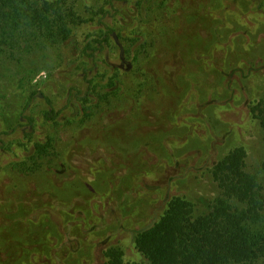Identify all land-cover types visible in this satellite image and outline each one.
<instances>
[{
    "label": "rangeland",
    "instance_id": "rangeland-1",
    "mask_svg": "<svg viewBox=\"0 0 264 264\" xmlns=\"http://www.w3.org/2000/svg\"><path fill=\"white\" fill-rule=\"evenodd\" d=\"M68 4L70 34L47 50L27 47L22 4L0 25L11 37L0 53V253L10 248L12 264H106L119 245L140 263L135 233L173 194L204 207L209 170L231 148L264 167L249 115L264 93V0ZM161 52L177 57L166 70Z\"/></svg>",
    "mask_w": 264,
    "mask_h": 264
},
{
    "label": "trees",
    "instance_id": "trees-1",
    "mask_svg": "<svg viewBox=\"0 0 264 264\" xmlns=\"http://www.w3.org/2000/svg\"><path fill=\"white\" fill-rule=\"evenodd\" d=\"M20 4L26 7L23 17L33 22L26 27L28 48L47 50L68 38V26L74 25L71 22L75 16L68 0H0L3 13L0 25L9 26L10 19L15 20L11 12ZM141 6L135 4L124 15L126 22L132 20ZM104 28L108 31L107 41L111 29ZM16 38H20L18 30ZM8 39H11L9 33L0 39V53ZM180 43H175L177 50ZM168 55L161 52L154 59L162 64V70L177 58L175 54ZM163 61H167L164 66ZM156 68L151 70L149 63L150 74L157 75ZM111 85L116 83L111 81ZM249 115L264 134V93L250 103ZM55 116L53 109L44 115L48 121H53ZM27 121L30 125L34 122L31 117ZM35 147L37 152H45L39 144ZM246 162L243 146L231 148L209 170L215 190L202 193L207 199L204 207L199 208L197 199L188 194L171 195L158 218L135 233L133 248L141 262L125 261L122 248L114 245L103 252L106 264H264V167L249 168ZM4 248L0 254L5 259L0 258V264H12L10 248Z\"/></svg>",
    "mask_w": 264,
    "mask_h": 264
}]
</instances>
